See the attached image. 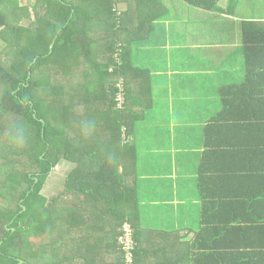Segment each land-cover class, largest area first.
<instances>
[{"label":"trees","instance_id":"1","mask_svg":"<svg viewBox=\"0 0 264 264\" xmlns=\"http://www.w3.org/2000/svg\"><path fill=\"white\" fill-rule=\"evenodd\" d=\"M33 1L37 12L26 23L18 0H0V39L7 44L0 55V119H12L0 123V264H127L118 242L123 222L132 228V264L236 263L228 237L238 227L224 221L229 203L222 201L229 178H216L224 171L216 165L231 157L237 168L247 165L248 179L257 178L264 187V30H258L257 38L244 37L245 80L221 87V107L204 127L198 188L206 201L193 240L178 231L143 227L132 185L124 189L119 229L107 241L106 199L88 187V165L94 150L101 149L99 141H90L88 149V135H100L104 128L88 119L93 112L88 107L103 104L116 123L110 134L119 136L124 127L129 138L136 115L127 73L147 71L131 63L134 38L125 22L132 9L142 24L160 1ZM183 1L209 10L218 0ZM42 6L44 13L37 15ZM118 45L119 64L113 56ZM50 62L67 80L55 79L51 68L43 70ZM119 76L126 100L122 109L115 108L114 100ZM100 111L94 110L96 117ZM62 160L71 169L62 189L48 198L42 192L45 181ZM261 192L264 197V188ZM167 239H174L173 248ZM252 260L259 263V258Z\"/></svg>","mask_w":264,"mask_h":264},{"label":"crops","instance_id":"2","mask_svg":"<svg viewBox=\"0 0 264 264\" xmlns=\"http://www.w3.org/2000/svg\"><path fill=\"white\" fill-rule=\"evenodd\" d=\"M159 1L142 24L132 9L125 22L134 38L131 63L147 71L127 73L136 115L129 143L123 127L119 136L110 134L116 123L103 104L88 107L93 110L88 119L104 128L100 135H88V149L90 141H99L101 148L88 165V187L106 199L102 220L107 241L119 229L124 189L132 185L143 227L178 231L193 240L206 201L198 188L204 127L221 107V87L245 80L244 37L257 38L258 30H264V0H218L209 10L183 0ZM220 163L216 166L224 171L216 178H229V192L222 198L229 203L224 221L238 227L228 237L237 256L233 264H264V187L257 178L248 179L247 165L237 168L231 157ZM167 241L173 248L174 239ZM257 258L259 263H253Z\"/></svg>","mask_w":264,"mask_h":264},{"label":"rangeland","instance_id":"3","mask_svg":"<svg viewBox=\"0 0 264 264\" xmlns=\"http://www.w3.org/2000/svg\"><path fill=\"white\" fill-rule=\"evenodd\" d=\"M18 4H19V6H22L21 8H22L24 16L28 17V18H24L22 21L26 22V23L32 21V19H34V17H35V12H37V10H35V1H33V0H18ZM122 6L124 8L127 7L126 4H125V6L124 5H122ZM40 8H39V12L37 13V15H41L44 13L45 8L43 6ZM45 31L50 32V29L45 28ZM6 45L7 44L0 39V55L2 57H3L2 52H4L6 50ZM47 68H51V71H53V73L55 74V76H54L55 79L58 78V80H59L60 76H61L63 79L62 81L67 80V77L61 71H58L59 67L57 65H55L54 63H51V62L48 63V65L45 68H43V70H46ZM80 69L81 68L79 67V70H77V71L79 72ZM56 74L58 75V77H56ZM11 120H12L11 118L4 116L0 119V123L3 126V125H6V123L8 124V122H11ZM66 167H67V169H66ZM70 169H71V164L67 163V161L65 162L62 160L60 163L57 164V166L55 168H53L51 170L48 178L45 181L44 189L42 191L46 197L49 198V197L57 194L59 192V190L62 189L65 171L70 170ZM61 171H63V172L61 173ZM1 232H2V229H1V224H0V234H1ZM73 244H74V242L71 243V245H73Z\"/></svg>","mask_w":264,"mask_h":264},{"label":"built area","instance_id":"4","mask_svg":"<svg viewBox=\"0 0 264 264\" xmlns=\"http://www.w3.org/2000/svg\"><path fill=\"white\" fill-rule=\"evenodd\" d=\"M116 58V61L118 64L121 62L120 56H121V48L118 45L116 47V51L113 55ZM111 68L110 70H112ZM115 88H116V94H115V108L122 109L125 107L126 100H125V94H124V79L122 76H119L117 81L115 82ZM125 128L123 127V134ZM126 140V136H125ZM118 242L123 250L124 259L127 262V264H132L131 262V250L133 249V239H132V228L128 222H123L121 226V233L118 237Z\"/></svg>","mask_w":264,"mask_h":264},{"label":"water","instance_id":"5","mask_svg":"<svg viewBox=\"0 0 264 264\" xmlns=\"http://www.w3.org/2000/svg\"><path fill=\"white\" fill-rule=\"evenodd\" d=\"M51 46V45H50ZM50 172H51V170H50ZM23 209H24V207H23Z\"/></svg>","mask_w":264,"mask_h":264}]
</instances>
